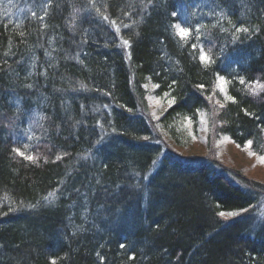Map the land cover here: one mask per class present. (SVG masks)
Listing matches in <instances>:
<instances>
[{"label":"trees","instance_id":"1","mask_svg":"<svg viewBox=\"0 0 264 264\" xmlns=\"http://www.w3.org/2000/svg\"><path fill=\"white\" fill-rule=\"evenodd\" d=\"M234 150L264 171V0H0V264H264Z\"/></svg>","mask_w":264,"mask_h":264},{"label":"rangeland","instance_id":"2","mask_svg":"<svg viewBox=\"0 0 264 264\" xmlns=\"http://www.w3.org/2000/svg\"><path fill=\"white\" fill-rule=\"evenodd\" d=\"M199 147H198V144H191L190 145V147H188V149L185 151V154H187V155H193V154H197L198 152H199ZM231 153L233 154V153H236L235 154V156H236V159H238L239 160V163L236 165L237 167H242V168H244V167H246L247 166V168H252L251 166H250V162L249 161H247V160H245L244 158V153L243 152H239V150H234V151H231ZM238 165H240V166H238ZM255 171H256V173H255ZM255 174H258L259 176H262V180H264V171L263 170H260V169H258V170H256V169H253L252 168V171H250V173H249V175L250 176H255ZM173 183H177L178 184V182H176V181H174Z\"/></svg>","mask_w":264,"mask_h":264},{"label":"snow or ice","instance_id":"3","mask_svg":"<svg viewBox=\"0 0 264 264\" xmlns=\"http://www.w3.org/2000/svg\"><path fill=\"white\" fill-rule=\"evenodd\" d=\"M176 27L178 28V32H177V34L180 35L181 38H185V37L188 36V31H187L186 29H184V28H179V26H176ZM244 31H247V29H244ZM124 43H125V45H126L128 42H127V41H124ZM201 60H202L203 62H207V57L204 56V55H202V56H201ZM223 83H224V81L221 80V84H223ZM241 83H244V81L241 80ZM221 90L223 91V88H221ZM229 99H231V98H229ZM233 102H234V101H233ZM171 103H173V101H169V104H170V105H171ZM222 106H223V105H222ZM251 145H252V141H248V146L251 147ZM17 155H23V154L20 153L19 151H17ZM25 158L28 159L29 161H32V160L34 159V157H32V156H26ZM259 159H260V162H261V163H264V156L259 157ZM50 195H51V194H50ZM220 215H225V214H224V213H220ZM228 215H233V214H232V213H229ZM121 247H123V245H121ZM53 264H54V262H53Z\"/></svg>","mask_w":264,"mask_h":264}]
</instances>
